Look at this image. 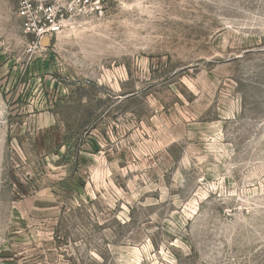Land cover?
I'll use <instances>...</instances> for the list:
<instances>
[{"label":"rangeland","instance_id":"rangeland-1","mask_svg":"<svg viewBox=\"0 0 264 264\" xmlns=\"http://www.w3.org/2000/svg\"><path fill=\"white\" fill-rule=\"evenodd\" d=\"M74 1L0 0V264H264V0Z\"/></svg>","mask_w":264,"mask_h":264},{"label":"built area","instance_id":"built-area-1","mask_svg":"<svg viewBox=\"0 0 264 264\" xmlns=\"http://www.w3.org/2000/svg\"><path fill=\"white\" fill-rule=\"evenodd\" d=\"M81 2V1H80ZM74 0H19V16L24 33L33 37L31 49H37L59 36L77 16Z\"/></svg>","mask_w":264,"mask_h":264},{"label":"water","instance_id":"water-1","mask_svg":"<svg viewBox=\"0 0 264 264\" xmlns=\"http://www.w3.org/2000/svg\"><path fill=\"white\" fill-rule=\"evenodd\" d=\"M47 42H48V41H47V40H45V41H44V44L46 45V44H47Z\"/></svg>","mask_w":264,"mask_h":264}]
</instances>
